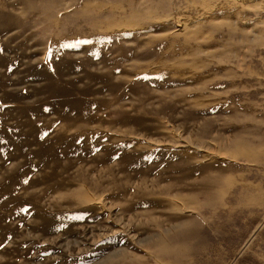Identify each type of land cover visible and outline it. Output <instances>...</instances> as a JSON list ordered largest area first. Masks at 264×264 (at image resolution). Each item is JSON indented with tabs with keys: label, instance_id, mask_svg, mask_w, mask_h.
Returning a JSON list of instances; mask_svg holds the SVG:
<instances>
[{
	"label": "rangeland",
	"instance_id": "obj_1",
	"mask_svg": "<svg viewBox=\"0 0 264 264\" xmlns=\"http://www.w3.org/2000/svg\"><path fill=\"white\" fill-rule=\"evenodd\" d=\"M0 264H264V0H0Z\"/></svg>",
	"mask_w": 264,
	"mask_h": 264
}]
</instances>
